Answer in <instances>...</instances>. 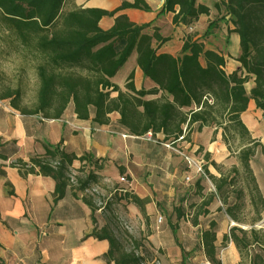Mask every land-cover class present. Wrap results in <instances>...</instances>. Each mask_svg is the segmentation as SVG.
<instances>
[{"label":"trees","instance_id":"obj_1","mask_svg":"<svg viewBox=\"0 0 264 264\" xmlns=\"http://www.w3.org/2000/svg\"><path fill=\"white\" fill-rule=\"evenodd\" d=\"M65 2L0 0L5 27L36 58L39 81L36 102L32 105L21 104L20 88L2 92L1 99L9 98L11 105L21 114H40L47 119L61 118L71 108L78 119L91 120L95 125L112 126L111 114L119 112L120 118L116 122L119 129L139 137L151 134L154 139L158 133H163L165 141L171 137L190 139L193 132L216 124L229 137L241 138L243 145L249 130L242 122L241 114L247 110L249 101L253 99L256 107L264 111V0H220V3H215L218 7H221L220 4L224 6L225 15L220 18L228 19L240 37L242 54L238 62L241 66L232 72L225 69L227 57L220 51L206 48L200 39L184 40L177 55L158 52L159 47L153 46L154 40L164 43L169 37H163L158 27H154L150 34L146 29L151 23L136 25L126 14H119L124 8L151 11L145 0L123 1L118 8L109 11L82 6L65 9ZM161 8L160 13L174 14L172 22L178 26L193 24L202 14L210 13V7L199 0H164ZM104 16L115 17L114 26L109 30H104L99 24ZM218 24L219 21L212 20L204 36L210 35ZM134 50L138 52V67L158 87L137 90L130 80L125 85L130 92H123L120 86L110 81ZM248 83L253 84L250 89L247 88ZM113 92L117 94L113 96ZM159 92V97L146 99V95ZM192 106L196 108L183 110ZM182 124L187 125L186 132ZM171 141L176 144V140ZM44 143V154L32 156L29 160L17 159L11 164L23 177L42 174L55 180L54 202L64 198L70 190L77 196L79 192L84 194L93 184H98L99 174L85 168L88 161H93L90 154L77 157L75 153L67 152L61 141ZM244 145L239 151L241 164L252 176L249 160L256 154L260 143L251 139ZM202 149L203 146L199 151ZM204 157L208 160L210 154L206 151ZM76 159L83 164L73 177L71 165ZM213 164L216 166V163ZM97 165L96 168L99 167ZM202 169L226 203L240 170L234 169L231 173L215 177L210 174L207 165H202ZM3 173L0 170V175ZM200 182L201 179H198L194 184L201 186ZM10 185L7 183V186ZM121 191L125 192L127 200L139 207L142 214L148 215L144 200L127 189ZM256 192L264 206V198ZM7 194L14 195V189L10 188ZM115 195L121 199L118 193ZM82 200L89 204L93 212L100 208L86 194ZM214 200V196H209L206 205ZM239 210V205L225 207V212L234 220L238 219ZM173 212L178 220L186 214L182 205L174 206ZM199 214L197 212L194 217V224H197ZM93 220L97 223L95 216ZM170 227L177 235L176 222H170ZM216 228L213 222L209 228H203L198 242L210 261L222 264L217 257ZM92 231L91 236L109 242L110 248L104 255L108 264H146L135 250L125 248L108 225L96 226ZM230 240L236 242L242 255L248 256L253 244H264V235L259 236L254 229L249 233L232 226L229 235L223 237V242ZM180 246L181 264H189V252L183 245ZM252 260L253 264H264V254L257 252ZM0 264H7L2 257Z\"/></svg>","mask_w":264,"mask_h":264},{"label":"crops","instance_id":"obj_2","mask_svg":"<svg viewBox=\"0 0 264 264\" xmlns=\"http://www.w3.org/2000/svg\"><path fill=\"white\" fill-rule=\"evenodd\" d=\"M123 1L133 2L134 0H66L64 7L66 6L65 9L79 6L96 7L109 11L118 8ZM145 1L152 8L151 11L124 8L119 14H126L129 20L136 25L151 23V26L146 29V32L150 34L153 33L154 27H158V31L163 37L170 39L177 36L179 26L172 22L174 14L172 12L160 13L164 0ZM110 3L112 4L110 5ZM114 22V16H104L99 24L104 30H109L114 26ZM166 28L171 29V33H167ZM230 29L235 54L226 56L225 69L227 72L240 68L241 64H239L238 58L242 54L240 37L235 32V26L233 25ZM169 39L164 43L154 40L153 46L159 47L158 52L179 54L180 48L178 51L167 49L166 45L170 41ZM137 57L138 52L134 50L131 56L121 64L120 69L110 77V81L120 86L123 92L129 91L125 85L130 80L134 82L137 90L143 87L148 90L159 86L155 81L144 76L142 69L138 67ZM231 61H233L232 67H230ZM121 72L122 79L119 81L117 77ZM132 73L133 76H131ZM248 84L253 85L252 83ZM248 84L247 88L250 89L251 85L248 87ZM160 93L146 95V99H155L159 97ZM116 94L117 92L112 93L113 96ZM191 108L196 107L192 106L183 110ZM246 109L241 114V120L247 126L249 135L243 142H249L251 139L256 140L260 143V149L257 148L253 158L260 155L264 157L262 151L264 146V111L256 107L253 99L249 101ZM119 118L120 113L114 112L111 114V120L114 122L112 126L95 125L91 120L78 119L77 114L68 108L61 118L47 119L40 114H21L11 105L9 98L1 99L0 97V170L4 172V175H0V257L7 264H108L104 256L110 248L108 240H99L90 235L96 226L97 228L102 226L95 223L93 217L97 218L96 213L103 207L93 212L89 204L82 200L83 194L79 192L75 196L71 190L64 198L54 202L55 180L42 174H28L23 177L18 168L11 164L17 159L29 160L32 156L44 154V141L50 143L61 141L64 149L67 152L75 153L77 157L90 154L93 161L86 163V170H95L99 174L98 184L110 181V176L111 180L119 183V178L125 176L130 186L127 188L117 184L115 190L119 191L118 196L121 198L117 197L119 202L127 205L128 210L132 213L138 212L137 205L129 199L127 200L125 192L121 190L127 189L144 200V196L139 192V188L142 186L140 181H143L149 171L151 174L160 172L162 175H169L171 168L174 171L173 174L199 173L197 165L201 161L207 165L210 174L215 177L231 173L234 169L240 170L239 151L245 147L244 143L237 150L231 148L232 140H241V138L238 136L229 137L224 133L223 128H217L216 124L205 126L200 132H193L190 139L171 137L176 140V144H174L171 139L163 140V133H158L155 139L148 134L150 135L148 139L146 138L147 134L139 137L121 130L116 124ZM182 125L186 132L187 125ZM144 138L151 140V143H155V146L163 149L166 156H160V160H162L159 161L160 163L151 164V161H140L139 142L141 141L139 140ZM186 143L192 146L191 150L195 156L199 157L202 151H207L210 154L209 159L207 160L205 157L194 159L196 163L188 165L186 169V160L181 156V151L175 147V145L181 146ZM201 146L203 149L199 151ZM161 153L159 154L161 155ZM249 161L255 190L264 198V168L254 169L251 165V157ZM96 163L98 168L95 167ZM213 163H216V166ZM82 164L80 159L74 160L71 170H78ZM181 165L185 166L183 172L180 169ZM204 175L206 174L197 175V178L190 181L189 186L182 192L173 191L174 206H183L187 223L198 228L196 232L199 233V236L203 228H209L210 223H215L217 227L215 241L217 255L223 249L222 264H253L252 257L255 253L264 254V244H253L249 249V255L246 256L241 254L236 242L232 240L223 242V237L229 235L232 226L248 230L249 233L254 229L259 236L264 235V206L257 209L256 199L250 195L247 205L248 210L254 215L252 220L247 222L244 220L241 211L245 204L239 210L238 219L234 220L225 212V207L228 205L241 206V198L229 196L225 203L218 195L215 184L212 187L204 183ZM198 179H201V186L194 184ZM7 183L11 185L7 186ZM10 188L14 189V195L7 194ZM229 191L230 194L234 193L235 185H231ZM209 196H214L215 200L206 205ZM178 201L182 203L178 204ZM197 212L201 214L198 215L197 224H194L192 221ZM179 220L177 218L176 221ZM168 222L169 225L170 222L175 223L172 214ZM199 246H201L200 243ZM203 255L206 256L204 252Z\"/></svg>","mask_w":264,"mask_h":264},{"label":"rangeland","instance_id":"obj_3","mask_svg":"<svg viewBox=\"0 0 264 264\" xmlns=\"http://www.w3.org/2000/svg\"><path fill=\"white\" fill-rule=\"evenodd\" d=\"M199 2H203L209 6L210 13L202 14L197 22L193 24L180 25L178 35L169 39L170 41L166 45L167 49L178 51L184 40L200 39L204 41L205 47L208 49L220 51L225 56L235 54L233 50L234 45H232L231 41L232 31L230 29L233 27V24L228 19L224 20L220 18L225 15L224 6L220 4L221 7H218L215 4L220 3V0H199ZM67 8L69 7L67 6ZM2 16V12H0V93L8 89L20 88L22 92L21 104L32 105L36 102L35 98L39 87L37 70L35 69L36 58L5 27ZM212 20L219 21L218 27L214 28L212 33L205 37V30ZM165 30L167 33H171L172 31L169 28ZM202 63L204 64L203 59ZM231 63L233 61L230 62V65ZM250 85L248 84V87ZM146 138L149 139L150 135ZM146 138L139 140L141 141L139 142L140 161H151V164L160 163L159 161H162L160 160V156H166L163 149L155 146V143H151L152 141ZM241 145L240 139L232 140L231 142V148L235 150L240 148ZM175 147L181 151V156L186 160V169L188 165L196 163H189L186 156L192 158L193 161L203 159L204 157L203 151L199 157L195 156L191 150L192 146L188 143L181 146L175 145ZM160 152H162L161 155L159 154ZM262 156L251 157V165H253L254 169L264 168V157ZM200 164L204 165L205 163L201 161ZM184 167L183 165L180 166L182 172L185 171ZM239 169L240 172L236 175V191L229 196L241 198L242 203L240 208L245 204L241 212L243 213L244 220L247 222L252 220L254 216L248 210L247 200L249 196L251 195L256 199L257 208L259 209L262 207V202L255 190L253 177L245 171L242 164ZM72 172L73 176L78 174L76 169H73ZM169 172V175H162L160 172L151 174L149 171L144 176L143 181H140V185L142 186L139 188V192L144 196L147 216L142 214L138 207V212L132 213L128 210L127 205H124L117 199L115 195L118 193L115 190L116 185L128 188L130 185L127 180L126 182H121L119 178V183H115L114 180H111L112 177L110 176V181L93 184L84 194L92 198L98 208L104 207L96 213L98 225H108L121 243L124 244L125 248L128 251L131 249L135 250L137 254L143 257L146 264H181L180 244L189 252V264H215L203 255L198 242L199 233L196 232L198 228L187 223L186 216L176 221L177 214H173L174 212H172L175 204L174 200H172L173 191L182 192L189 186L190 181H194L197 175L203 172L173 174L174 171L171 168ZM150 174L155 176H151ZM188 175L191 177V180L186 179ZM203 180L206 185L213 187L214 183H212L207 175H204ZM238 190H240L239 194ZM180 203L182 202L178 201V204ZM171 214L174 217V222L177 224V235L173 233V229L168 222ZM221 255L220 253L217 255L218 260H221Z\"/></svg>","mask_w":264,"mask_h":264},{"label":"built area","instance_id":"obj_4","mask_svg":"<svg viewBox=\"0 0 264 264\" xmlns=\"http://www.w3.org/2000/svg\"><path fill=\"white\" fill-rule=\"evenodd\" d=\"M151 135V134H150ZM186 158H187V160H188V162L189 163H195V161H193V159L192 158H190V157H188V156H186ZM197 169H198V172H204V170L202 169V164H199V165H197ZM74 177V176H73ZM126 177L125 176H121L120 177V181L121 182H126ZM187 180H190V177H187ZM219 253L220 254H222L223 253V249H221L220 251H219Z\"/></svg>","mask_w":264,"mask_h":264},{"label":"bare ground","instance_id":"obj_5","mask_svg":"<svg viewBox=\"0 0 264 264\" xmlns=\"http://www.w3.org/2000/svg\"><path fill=\"white\" fill-rule=\"evenodd\" d=\"M120 76H121V77H120ZM121 79H122V72L119 73V75H118V77H117V80L121 81Z\"/></svg>","mask_w":264,"mask_h":264}]
</instances>
